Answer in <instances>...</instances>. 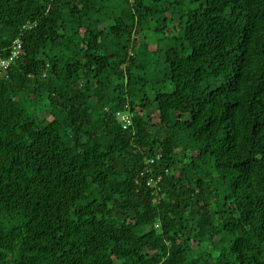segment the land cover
I'll list each match as a JSON object with an SVG mask.
<instances>
[{"label":"trees","instance_id":"1","mask_svg":"<svg viewBox=\"0 0 264 264\" xmlns=\"http://www.w3.org/2000/svg\"><path fill=\"white\" fill-rule=\"evenodd\" d=\"M16 39L0 264H264V0H0Z\"/></svg>","mask_w":264,"mask_h":264},{"label":"built area","instance_id":"2","mask_svg":"<svg viewBox=\"0 0 264 264\" xmlns=\"http://www.w3.org/2000/svg\"><path fill=\"white\" fill-rule=\"evenodd\" d=\"M33 25L31 23H27L26 25L23 26V29L31 28ZM23 52L22 46H21V41L20 39H16L13 43V49L10 51L9 55L7 58H1L0 56V78L5 77L7 78V70L12 62L17 60L19 58V55H21ZM133 118V114L129 112L123 113L121 116V122L123 125V128H128L131 125V119ZM160 158V156H159ZM150 163H154V159L149 160ZM160 178L153 179L151 178L148 182V186L154 189V194L159 195L160 193V187H159V182ZM159 198H155L154 202H157Z\"/></svg>","mask_w":264,"mask_h":264}]
</instances>
